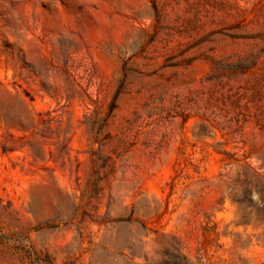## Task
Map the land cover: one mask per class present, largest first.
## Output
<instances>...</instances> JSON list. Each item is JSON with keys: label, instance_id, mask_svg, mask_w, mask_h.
Returning a JSON list of instances; mask_svg holds the SVG:
<instances>
[{"label": "rangeland", "instance_id": "obj_1", "mask_svg": "<svg viewBox=\"0 0 264 264\" xmlns=\"http://www.w3.org/2000/svg\"><path fill=\"white\" fill-rule=\"evenodd\" d=\"M0 264H264V0H0Z\"/></svg>", "mask_w": 264, "mask_h": 264}]
</instances>
